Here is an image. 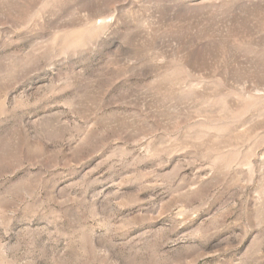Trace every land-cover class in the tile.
Wrapping results in <instances>:
<instances>
[{
    "label": "rangeland",
    "instance_id": "1",
    "mask_svg": "<svg viewBox=\"0 0 264 264\" xmlns=\"http://www.w3.org/2000/svg\"><path fill=\"white\" fill-rule=\"evenodd\" d=\"M0 264H264V0H0Z\"/></svg>",
    "mask_w": 264,
    "mask_h": 264
}]
</instances>
